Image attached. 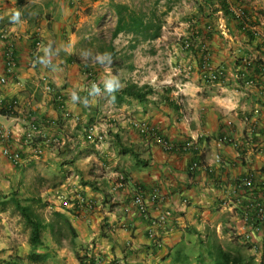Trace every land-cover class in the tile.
<instances>
[{"label": "crops", "instance_id": "0c3cea01", "mask_svg": "<svg viewBox=\"0 0 264 264\" xmlns=\"http://www.w3.org/2000/svg\"><path fill=\"white\" fill-rule=\"evenodd\" d=\"M115 1L152 5L0 0V76L10 43L17 59L15 75L0 83L4 107L14 102L13 114L0 112L7 133L0 138V264H36L25 259L32 253L47 254L39 264H216L220 249L238 256L237 264H264V231L246 218L247 207L264 200V0H160V10L170 7L161 35L137 41L119 34L113 45L122 64L102 65L95 45L111 43L100 33L115 27ZM13 10L21 23L11 22ZM245 25L263 35L252 38ZM206 55L224 69L221 80L203 79ZM110 76L120 85L113 92L104 87ZM135 121L158 128L173 148L144 136ZM32 122L41 126L30 142ZM95 122L105 126L106 138L91 142L86 129ZM3 147L19 152L22 164L15 166ZM249 176L252 190L238 186ZM67 189L78 190L85 204L61 202L59 192ZM137 193L147 216L134 204ZM14 199L28 216L40 214L39 244H30L31 229ZM53 211L69 219L76 235L56 239L62 221ZM163 213L169 216L156 229L161 246H155L150 221Z\"/></svg>", "mask_w": 264, "mask_h": 264}, {"label": "built area", "instance_id": "2783aa9c", "mask_svg": "<svg viewBox=\"0 0 264 264\" xmlns=\"http://www.w3.org/2000/svg\"><path fill=\"white\" fill-rule=\"evenodd\" d=\"M237 16H241V13H238ZM245 30H251L254 33L255 37H260L263 35L261 31L258 30L256 26H244ZM42 46V41L39 36H37L34 47L32 49V58L34 63H39L41 60L40 55V48ZM184 48L190 49L192 47V43L187 39L184 42ZM17 67V59L15 54V49L12 43L8 45L5 51V74L3 76H0V83L4 84L7 83L8 78L10 76H14L16 72ZM201 73L203 79L206 81H219L224 76V69L222 67H216L213 66L210 62L209 55H206L203 61V65L201 68ZM96 85V87L99 88V82L95 79L93 82V85ZM47 88L50 91H53L50 84L47 85ZM58 100L62 103V109H64V99L63 94H59ZM14 102L12 101L10 105H7L9 110H13ZM0 106H4V100L0 99ZM65 110V116H69V111ZM13 112V111H12ZM134 125L136 128L142 133L144 136L149 138L150 140H153L157 143H160L164 145L166 148H173V145L164 139L162 134L160 133L159 129L156 127L150 126L146 121H135ZM40 126L39 123L32 122L30 126V131L26 133V137L28 141H33L34 136L36 133H40ZM105 126L102 123L95 122L91 125H89L86 129V138L91 142H97L101 141L102 139L106 138L105 135ZM7 137V133L4 129V127L0 124V138L5 139ZM225 141L230 140L229 137L224 138ZM2 153L15 165H21L23 162V157L21 154L10 147H3ZM35 155H40L42 153V148L39 146H36L34 148ZM198 167V163H194L192 168L196 169ZM126 182L125 176H119L118 185L124 186ZM240 187L246 186L249 190H252L254 188L252 176H249L248 178L241 179L238 183ZM71 198V199H70ZM59 199H61V202L63 201H70L75 207H82L86 200L84 199L83 195L79 193L78 190L73 189L70 191L62 190L59 192ZM134 204L137 206L138 211L141 215L147 216V206L144 202L143 195L141 193H137L134 197ZM248 213L246 215V218L250 220L253 224V229L257 231H264V200L263 201H255L251 203L248 207ZM169 213H163L161 214L157 219H152L150 221L151 229H150V235L155 239L154 245L155 246H161V237L158 234V231L156 229L163 228L166 224V221L168 219Z\"/></svg>", "mask_w": 264, "mask_h": 264}, {"label": "trees", "instance_id": "16d2710c", "mask_svg": "<svg viewBox=\"0 0 264 264\" xmlns=\"http://www.w3.org/2000/svg\"><path fill=\"white\" fill-rule=\"evenodd\" d=\"M160 0H152V5L150 7H145V1L143 2H131L130 4L123 1H115L112 3V8L116 16V24L111 32V43L107 45V53L111 54L113 65H121V61L118 57V51L113 45V40L119 36V34H132L137 41H146L157 39L162 32L163 19L166 14H168L170 7L167 5L166 9L160 10L159 3ZM248 33L253 38L254 33L251 30H248ZM137 43V42H136ZM101 51L103 47H100ZM137 98H143L144 93L137 92L132 93ZM0 112L3 114H13L7 106H3L0 109ZM15 200V199H14ZM5 203V202H3ZM1 204V201H0ZM16 207L25 214L26 224L31 229L29 242L32 246H35L40 243L42 230L44 228L40 214L36 215V218L28 216L26 213L27 209L19 203L18 200H15ZM53 216L61 219L62 224L58 227L56 231V239L61 240L67 237V232L71 235H76L74 227L71 225L69 219L63 215L60 211H53ZM53 223V222H52ZM53 225V224H52ZM65 227V232L62 231ZM238 256H233L230 252L220 249L217 252V257L214 259L216 264H237L240 262ZM21 259L22 257H18ZM48 258L46 253H32L26 256V259L29 262L41 263ZM78 259L81 263L84 261V256L78 253ZM6 264H19L16 261H8Z\"/></svg>", "mask_w": 264, "mask_h": 264}, {"label": "clouds", "instance_id": "9594fccd", "mask_svg": "<svg viewBox=\"0 0 264 264\" xmlns=\"http://www.w3.org/2000/svg\"><path fill=\"white\" fill-rule=\"evenodd\" d=\"M10 19L13 24H18L21 23V12L18 10H13L10 14ZM98 63L104 64L105 59L108 60L109 63H111L112 57L111 54L105 52L102 54H97L96 57ZM104 87L108 92H113L116 88L120 87L118 79L114 76H110L104 80ZM93 91L98 93L99 88L96 87V85H93ZM71 99L74 101L78 99L77 95L75 92L72 93Z\"/></svg>", "mask_w": 264, "mask_h": 264}, {"label": "rangeland", "instance_id": "374dc122", "mask_svg": "<svg viewBox=\"0 0 264 264\" xmlns=\"http://www.w3.org/2000/svg\"><path fill=\"white\" fill-rule=\"evenodd\" d=\"M100 36H106L109 40L111 39V30L109 29V28H107V29H105V32H104V29L102 30V33H100ZM107 38L106 39H103V40H107ZM107 45H108V41H106V42H102V41H99L98 43H96V45H95V47H96V50L97 51H99V52H103V51H101L100 50V47L102 46L103 47V50H105L103 53H105V52H107V50H106V47H107ZM116 46L117 47H119L120 45L119 44H116ZM61 200V199H60ZM60 204V202L58 203V205ZM65 229L66 228H64L62 231H64L65 232ZM66 239V238H65ZM63 240V239H62ZM81 250V249H80ZM79 253H80V255H81V252L80 251H78ZM25 258V257H24ZM26 259V258H25ZM80 261V260H79ZM31 263V262H30ZM36 264H39V263H36Z\"/></svg>", "mask_w": 264, "mask_h": 264}]
</instances>
